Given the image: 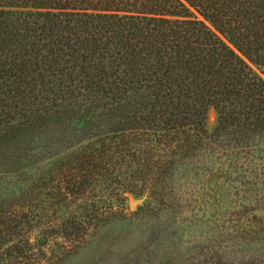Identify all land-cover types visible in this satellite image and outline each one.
I'll use <instances>...</instances> for the list:
<instances>
[{
	"label": "trees",
	"instance_id": "1",
	"mask_svg": "<svg viewBox=\"0 0 264 264\" xmlns=\"http://www.w3.org/2000/svg\"><path fill=\"white\" fill-rule=\"evenodd\" d=\"M251 64L264 0H0V264H66L129 196L150 264H264Z\"/></svg>",
	"mask_w": 264,
	"mask_h": 264
},
{
	"label": "rangeland",
	"instance_id": "2",
	"mask_svg": "<svg viewBox=\"0 0 264 264\" xmlns=\"http://www.w3.org/2000/svg\"><path fill=\"white\" fill-rule=\"evenodd\" d=\"M252 67L264 77V70ZM215 121L216 113L210 108L206 115L209 130ZM143 201L144 197L129 196L124 216L90 233L66 264H150L154 255L148 252V235L154 225L160 227L164 223L162 219H148L143 212H138ZM158 241L155 239L153 243Z\"/></svg>",
	"mask_w": 264,
	"mask_h": 264
}]
</instances>
